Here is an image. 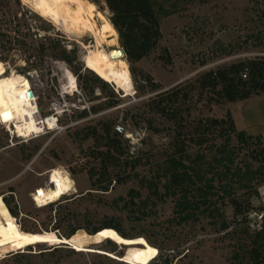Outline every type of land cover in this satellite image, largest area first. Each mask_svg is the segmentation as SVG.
Masks as SVG:
<instances>
[{"label": "rangeland", "instance_id": "rangeland-1", "mask_svg": "<svg viewBox=\"0 0 264 264\" xmlns=\"http://www.w3.org/2000/svg\"><path fill=\"white\" fill-rule=\"evenodd\" d=\"M92 6L110 18L104 0ZM91 19L99 29L94 12ZM59 26L37 13L31 3L0 0V59L6 68L2 76L13 70L18 77L29 79L36 96L37 119L54 113L55 106L62 112L69 104L74 112L60 115L54 130L25 140L17 136L14 126L12 133L6 126L17 125L18 120L0 115V202L11 218L9 221L15 217L9 213L4 198L17 212L12 223L34 230L29 232L33 236H55L50 230L56 227L58 234L66 236L70 228L86 231L112 220L128 235L149 239L160 251V263L169 255L172 264H255L250 250L255 232L264 224V184L256 192H238V211L228 197L219 201L218 206L230 223L226 230L206 216L196 222L179 224L174 218L172 198L152 197L147 206L136 199V205L128 208L121 198L128 199L132 188L140 190L145 198L147 190L141 189L140 180L155 176L158 166L172 150L171 124L149 113L144 102L177 84L194 80L207 70L235 60L263 56L264 0H196L184 12L162 19L163 37L159 47L133 67L136 72L135 78L132 75L131 95H125L111 83L101 88L93 82L91 77L95 73L83 61L85 49L77 38ZM258 33L263 37L262 43L255 38ZM81 39L85 44H94L90 34ZM56 41L59 47L55 49L51 43ZM42 46L46 49L44 53ZM115 46L122 47L119 36ZM62 48L74 58L73 62L62 59ZM59 64L67 66L77 78L78 93L73 96L62 95L70 90L60 74ZM128 65L131 69L129 62ZM145 75L158 87L156 91L152 92ZM190 98L187 105L191 108V118H222L232 111L240 129L251 123L255 132L246 133L261 137L264 144V134L260 133L264 94L234 103H216L217 95L213 92L201 93L196 89ZM82 105L90 108L86 115H80ZM148 118L153 119V126L160 132L148 128ZM107 128L110 136L120 141L118 153L108 149L103 135ZM231 144H236V140ZM242 147L237 156L240 164L250 161L248 146ZM134 163L138 164L132 169ZM54 168L67 170L75 186L59 199L62 205L55 206L58 213L55 208L37 206L32 196L49 185ZM90 170L96 171L93 180ZM117 178L124 183H115ZM110 179L113 181L109 190H102ZM143 210L150 216L135 219ZM58 220H61L59 225L55 224ZM52 238L0 239V264H125L106 255L80 252ZM98 247L116 252L120 248L108 240Z\"/></svg>", "mask_w": 264, "mask_h": 264}, {"label": "trees", "instance_id": "trees-1", "mask_svg": "<svg viewBox=\"0 0 264 264\" xmlns=\"http://www.w3.org/2000/svg\"><path fill=\"white\" fill-rule=\"evenodd\" d=\"M88 1L96 5L98 3V0ZM195 1L104 0L110 13L109 20L118 32L120 44L126 52V61L131 65L130 70L134 78L136 72L134 65L149 56L160 45L163 37L160 26L162 19L184 12L187 6ZM255 38L262 43L261 33H258ZM51 47L56 49L59 47V42L51 43ZM42 50L43 53L46 51L44 46ZM60 54L66 62H73L74 58L70 57L66 49L62 48ZM166 61L170 62L169 59ZM245 70H247V76L244 78ZM144 79L148 84L151 83L152 92L158 89L148 75H145ZM91 80L101 88L109 85L96 74L91 77ZM196 89L201 90V93L205 90L213 92L217 95L216 103L223 101L234 103L264 94V55L235 60L217 69L207 70L194 80L186 84H177L149 97L144 102L149 108V113L158 115L171 124L172 150L158 166L155 176L140 180L141 189L147 190L145 198H142L140 190L132 188L127 194L128 199L121 198V200L128 208L130 205H136V199H139L143 206H147L152 197L153 199L155 197V200L172 198L175 201L174 218L179 224L196 222L200 217L206 216L213 219V223H219L221 230H226L230 227V223L224 218L218 203L228 197L238 211L239 202L236 198L238 192H256L258 186L264 184V144L261 137H254L244 130H239L230 112L222 118L210 116L191 118V108L187 103L191 100L192 91ZM93 111L97 112V109L93 108ZM86 113L83 111L80 115H86ZM147 120L149 129L154 132L161 131L153 126L152 118ZM103 135L108 142L109 151L113 149L118 153L120 141L110 136V129H105ZM218 139L224 140L218 142ZM233 139L236 140L234 145L231 144ZM243 145L248 146L250 161L240 164L237 156L243 149ZM252 145H256L255 148H252ZM254 162L258 163L257 166ZM137 164L134 163L132 169ZM105 168L108 169V166ZM89 176L91 180L95 179L96 171L90 170ZM112 181L110 179L102 190L108 191ZM114 181L124 183L119 178ZM92 183L94 185V182ZM74 197H71V201H74ZM4 201L9 208V213L16 218L17 212L5 198ZM59 201L41 208H55L58 213L55 206L62 205ZM0 208V219L11 220L1 202ZM148 216L150 214L143 210L139 216H135V219L143 220ZM60 222L61 220H58L55 224L59 225ZM105 228H113L123 237H132L122 230L119 223L112 220L105 221L99 227L86 229V232L95 234ZM58 229L59 227L50 230L58 239L71 237L79 230V228H70L66 236H61L56 232ZM23 230L28 233L34 232L25 228ZM147 241L154 245L149 239ZM250 252L257 261L255 264H264V224L255 232ZM159 255L160 251L151 264H172L173 258L171 259L169 255H166L160 263Z\"/></svg>", "mask_w": 264, "mask_h": 264}, {"label": "bare ground", "instance_id": "bare-ground-1", "mask_svg": "<svg viewBox=\"0 0 264 264\" xmlns=\"http://www.w3.org/2000/svg\"><path fill=\"white\" fill-rule=\"evenodd\" d=\"M31 4L42 17L62 26L68 35L77 38L76 41L85 49L83 61L87 69L104 81L113 84L117 90L123 91L125 95L132 94V73L126 57L122 54L118 58L111 57L113 52L120 49V47L115 46L118 40V32L100 10L94 9L88 0H78L76 3L71 2V0H62L59 3L54 2V0H47L42 4L36 0L35 3ZM92 12L99 19V29L95 27L96 24L94 25L91 19ZM87 34L94 38V44H85L82 41L81 38ZM107 46L113 48L108 49ZM5 69L4 63L0 61V93L3 96V102L0 104V115L3 116L4 113H7V116L18 120L17 125L15 123L6 125L10 132L12 133L14 126L18 137L27 138L34 133L45 134L46 131L54 128L56 126L55 116L47 115L41 120L37 119L38 106L34 102L36 100L35 94L33 92L30 94L33 87L29 79L18 77L13 70L6 76H2ZM59 71L66 80V85L75 91L77 81L73 72L64 64H59ZM48 184L44 189L32 194L34 202L39 207L58 201L63 195L75 188L70 173L67 170H61V168H54L50 172ZM14 221L15 218L12 221L0 219V239L49 237L46 234L33 236L23 230L19 224H13ZM50 236L56 239L57 243L62 242L80 252L106 255L125 264H151L159 253L158 249L150 244L144 236L123 237L113 228H105L95 234L78 230L71 237L64 239ZM106 240L119 245L120 248L117 250L123 251L122 254H119L118 251L98 247Z\"/></svg>", "mask_w": 264, "mask_h": 264}, {"label": "built area", "instance_id": "built-area-1", "mask_svg": "<svg viewBox=\"0 0 264 264\" xmlns=\"http://www.w3.org/2000/svg\"><path fill=\"white\" fill-rule=\"evenodd\" d=\"M246 76H247V70H245V72H244V74H243V77H244V78H245ZM75 77H76V76H75ZM76 81H77V78H76ZM67 89H69L70 91H69V92L65 91V94H62L63 96H64V95H71V96H73L74 93H78L77 87H76L75 91L71 90L69 87H68ZM30 92L32 93L33 90H32V91L30 90ZM33 93H34V92H33ZM34 102H35L36 105H37L36 100H34ZM60 107H61V106H60ZM81 107H82V110H83V111H89V110H90V108H89L88 105H82ZM65 109H66V110H65ZM65 112L68 113V114H70V115H72V114L74 113L73 110H72V108L70 107L69 104H66V105H65L64 110H62V112L60 111V109H58L57 106L54 107V113L49 114V116H50V117L55 116V119H56V126H55L54 128H52V129H49L48 131L54 130L55 128L58 127L59 117H60V115H63ZM37 113H38V110H37L36 114H37ZM41 119H42V117L40 118V120H41ZM8 130H9V129H8ZM9 132H10V130H9ZM41 134H42V133H41ZM41 134L34 133V134L31 135L30 137H31V138L38 137V136H40ZM30 137H27V138H30ZM23 139L25 140V137H23Z\"/></svg>", "mask_w": 264, "mask_h": 264}, {"label": "crops", "instance_id": "crops-1", "mask_svg": "<svg viewBox=\"0 0 264 264\" xmlns=\"http://www.w3.org/2000/svg\"><path fill=\"white\" fill-rule=\"evenodd\" d=\"M261 95H263V94H261ZM260 96V95H259ZM254 97V96H253ZM231 113H232V115H233V119H234V121H235V123H236V126L238 127V129H240V127L238 126L239 124H238V122H237V120L235 119V115H234V113L231 111ZM262 128L260 129V133L262 132L263 134H264V120H263V122H262V126H261ZM252 128H254V125H252L251 123H248L247 124V126L246 125H244L240 130H244V131H246V132H250L251 134H254V132L255 131H252L253 129Z\"/></svg>", "mask_w": 264, "mask_h": 264}, {"label": "snow or ice", "instance_id": "snow-or-ice-1", "mask_svg": "<svg viewBox=\"0 0 264 264\" xmlns=\"http://www.w3.org/2000/svg\"><path fill=\"white\" fill-rule=\"evenodd\" d=\"M24 2L26 4H28V3H35L36 0H24ZM45 2H47V0H39V3H41V4L42 3H45ZM54 2L59 3V2H62V0H54ZM71 2L76 3V2H78V0H71ZM2 102H3V96H2V93H0V104H2ZM3 116L6 118L7 117V113H4Z\"/></svg>", "mask_w": 264, "mask_h": 264}, {"label": "water", "instance_id": "water-1", "mask_svg": "<svg viewBox=\"0 0 264 264\" xmlns=\"http://www.w3.org/2000/svg\"><path fill=\"white\" fill-rule=\"evenodd\" d=\"M120 54L124 55V56L127 58V56H126V52H125V50H124L123 47H120L119 51H115V52H113V53L111 54V57H112V58H118V57L120 56ZM30 94H31V92H30Z\"/></svg>", "mask_w": 264, "mask_h": 264}]
</instances>
